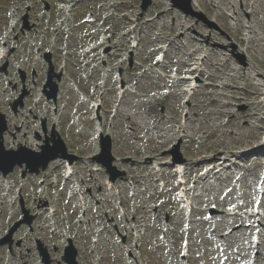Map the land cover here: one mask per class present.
Instances as JSON below:
<instances>
[{
    "label": "rangeland",
    "instance_id": "374dc122",
    "mask_svg": "<svg viewBox=\"0 0 264 264\" xmlns=\"http://www.w3.org/2000/svg\"><path fill=\"white\" fill-rule=\"evenodd\" d=\"M112 1L118 8L115 26L122 28L123 34L131 25V20L141 22L138 27L141 50L133 54L132 67H136L137 62L143 64L141 69L130 76V84L144 74L137 94L128 96L118 115L113 114L116 91L111 80L113 86L105 94L100 110L103 134L110 135L114 140V165L118 170L126 172V176L114 185L116 193H120V200L112 196L114 192L110 194L105 190L103 181L107 174L92 159L100 150L99 139L96 138L98 121H95L90 103L83 101L70 86V81H74L87 100L96 101L99 98L96 95L98 91L91 92V87L99 84L105 74L91 68L98 62L96 53L85 57L84 50L89 45H94L100 33H103L100 17L111 8L109 2ZM26 2L0 0V41L7 35L13 19L9 15L15 11L19 14L21 6ZM140 3L141 0H96L92 5L81 6L77 13L84 20L93 11L98 25L89 26L79 20L74 25L70 24V34L60 28L65 39H57L56 44L60 54L70 52L71 67L65 77L57 107L45 99L38 104L39 107L33 104L36 94L42 90L44 78L36 80L37 88L29 83L28 87L26 85L27 91H32V95L26 99L25 107L19 114L12 112L11 105L23 87L18 69L20 65L30 63L28 51L19 56L21 63L14 62V58H11L13 64L10 65L9 73L0 76V112L6 114L10 131L15 134V137L6 134V149L17 150L23 145L39 150L45 139L40 126L41 119L59 122V129L62 130L60 135L69 152L79 157L78 182L86 194L88 207L87 220L82 222L72 185L64 190H48V195H42V189L38 188L37 182L44 175H48L50 179L61 177L63 161L53 162L48 171L38 175L27 174L24 182L28 183L23 190H20V180L24 169L16 167L7 177L15 186L9 197L3 192L4 180L0 173V239L4 240L10 235L9 231L14 224L26 220L25 211H29L30 216H37L31 227L24 224L11 234V244L6 242L4 246L0 245V264H45L38 253L37 240L47 248L49 264H65L62 261L65 251L63 246L70 241H73L79 251L80 264H183L180 256L187 241H191L192 246L188 264H246L250 260L251 253L244 246H247L248 241L253 242V230L243 227L240 237L228 240L226 234L232 221L224 220H228L227 215L232 211L250 214L257 204H261L264 215V197L259 200L257 192L264 167V151L244 155L240 161L232 157L228 168L217 176L220 180L210 179L208 182L201 180L199 174L203 166H199L196 158L204 152L210 153L208 158L235 150L241 154L256 149L261 143V135L264 133V0H242L243 5L238 0H194L197 5L192 6L194 10L202 13L209 22L215 23L217 29L199 18L189 16L188 22L183 18L186 15L180 12L174 14L175 11L170 9V0H156L154 7L140 19ZM233 5L236 6V15L239 17L237 25L233 24L229 15L233 12ZM247 12L250 14L249 19L246 17ZM155 14L160 15V19L153 23L145 21L152 19ZM118 38L122 40V35L119 34ZM120 39L111 43L120 48V54L111 63L114 70L121 67L128 70L130 58L126 63L122 61L128 48L124 46L125 43H120ZM164 43L170 44L167 62L172 71L165 67L161 73L160 70H151L150 65L158 53L156 49ZM52 44L50 40L48 46L51 47ZM233 44L238 53L245 51L246 67L234 57ZM24 47L31 45L24 43ZM203 47L204 51H209V56L204 52L208 58L202 66L204 74L202 77L196 76L201 81V88L191 100L194 107L190 133L187 139L182 140L181 145L183 157L191 171L190 178L198 180L191 195L197 211L189 224V219L176 203L175 193L171 191V185L175 183L171 168L163 167L165 173L162 178L167 184L166 191H163L160 188L162 183L154 182L150 161L154 157H160L165 162L171 160L170 155H167L168 142L173 141V129L183 108L182 87L178 82L172 84L171 80L164 79L163 76L172 75L170 73L175 71L178 77L185 76L189 65L202 55ZM59 57L60 55L58 59ZM90 61L93 64L86 67L85 64ZM167 91L172 93L170 97L166 96ZM35 105L37 106L36 103ZM64 106L66 108L61 110ZM242 107H246V110H242ZM31 109L37 113V121L33 118L35 114L29 116ZM55 109L62 115L54 114ZM147 112L159 115L155 122L146 118ZM226 118L231 120L227 125L224 124ZM133 122L140 127L136 128ZM37 133L42 141L38 140ZM167 134L170 136L167 137ZM48 136L50 137L49 133ZM163 142L165 145L162 147L160 145ZM229 155L232 154L227 156ZM94 169L99 172L95 173ZM130 181L135 185H130ZM135 186L136 190L133 189ZM19 193L23 199L22 205ZM10 199H18V214L11 209ZM119 202L125 211L123 219L119 218ZM45 203L48 207L43 208ZM55 207L58 209L57 214L47 211ZM208 215L215 216L216 219L208 221ZM261 222L264 225V218ZM130 225L145 234H139L140 238L139 235H132L127 230ZM116 226L128 237L124 246L119 243L114 229ZM51 227H57L54 241L49 236ZM97 237L99 248L96 250L92 248V241ZM135 246L140 248V251H136V256ZM126 250L132 252L134 260L128 257ZM262 256L264 233L262 247L256 255L258 264H264V259H260Z\"/></svg>",
    "mask_w": 264,
    "mask_h": 264
},
{
    "label": "water",
    "instance_id": "95a60500",
    "mask_svg": "<svg viewBox=\"0 0 264 264\" xmlns=\"http://www.w3.org/2000/svg\"><path fill=\"white\" fill-rule=\"evenodd\" d=\"M175 1V0H174ZM151 4L150 0H144V9H147ZM241 63H244L241 56H238ZM24 79V77H23ZM60 79V76H59ZM52 92L49 93L50 97L56 98L58 88L55 84H51ZM23 98V97H22ZM7 130V125L4 116L0 117V171L6 176L14 170L16 165L22 166L26 164L28 169L31 170V173H39L40 169L46 170L48 164L58 158H69L67 153V148L62 141V139L53 133V146H50L49 140L46 141V145L41 147V152H34L27 148L21 147L18 151H6L3 143V134ZM111 142L109 139L103 140L102 143V154L97 157L95 160L99 163H102L109 173L116 172L115 168L112 167L114 158L111 154ZM117 178V174L113 176ZM21 223L16 225V228L19 227ZM76 254L73 252L68 258L67 261L70 264H77L75 261Z\"/></svg>",
    "mask_w": 264,
    "mask_h": 264
},
{
    "label": "bare ground",
    "instance_id": "6f19581e",
    "mask_svg": "<svg viewBox=\"0 0 264 264\" xmlns=\"http://www.w3.org/2000/svg\"><path fill=\"white\" fill-rule=\"evenodd\" d=\"M233 9H235L234 8V5H233ZM235 16V17H234ZM231 17H233L232 19L234 20V21H237L238 20V15H236V13H235V11H233V14L231 15ZM243 53H245V51H243ZM197 64H195V65H193L194 67H195V69H193L192 70V72L191 71H188L187 72V74H189V75H193V73H200V75L202 74V72H203V70H199V67L198 66H196ZM190 66V65H189ZM180 81L181 82H183V83H190V86H194L193 84H194V82L192 81V78L191 77H186V78H184V79H181V80H179V83H180ZM189 86V87H190ZM196 86V85H195ZM185 94H186V91H185ZM150 107H152V106H150ZM146 118L148 119V120H152V121H154L155 122V118H158L157 117V115L156 114H154L153 115V113L152 112H147V115H146ZM133 125L137 128V127H140L137 123H134L133 122ZM263 130V129H262ZM136 133V132H135ZM260 146L261 147H263V145H261L260 144ZM260 146H258V149H260ZM258 149L257 150H255V149H253L252 151H251V153H256L257 151H258ZM245 153L243 152L242 153V155L241 156H243ZM155 161L156 162H158V161H160V158H158V157H155ZM231 159H229V160H227V163H231ZM167 165H169V166H173L174 167V164H168L167 163ZM156 166L157 167H159L160 166V164H158V163H156ZM181 166H183V169H184V173H186V171H188L189 170V166H188V163H185V164H181ZM163 167H166V166H163ZM160 170V169H159ZM159 172V171H158ZM192 192V190L191 189H188L187 190V193L188 194H190ZM192 211H193V209H192ZM16 214H18V210H16ZM254 219L256 220V216L254 217V216H250L249 217V221H246V220H243L242 219V217H239V216H235V217H232V216H229L228 217V220H224V222H226V221H232V224H239V223H241L243 226H245V224H247V223H254ZM229 229V228H228ZM240 233L241 232H239V230H233V231H231L229 234H227V239L228 240H233L235 237H240ZM250 246L248 247V248H253V245L250 243L249 244ZM244 248H245V250L247 251L248 250V248H247V246H244ZM250 253H252V252H250Z\"/></svg>",
    "mask_w": 264,
    "mask_h": 264
}]
</instances>
